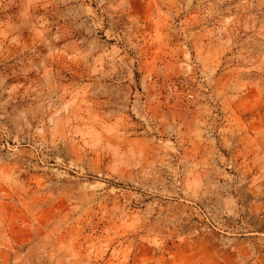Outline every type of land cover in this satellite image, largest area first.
Returning <instances> with one entry per match:
<instances>
[{"label":"rangeland","instance_id":"1","mask_svg":"<svg viewBox=\"0 0 264 264\" xmlns=\"http://www.w3.org/2000/svg\"><path fill=\"white\" fill-rule=\"evenodd\" d=\"M0 264H264V0H0Z\"/></svg>","mask_w":264,"mask_h":264}]
</instances>
